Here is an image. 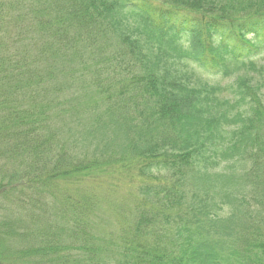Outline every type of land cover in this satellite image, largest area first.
Returning a JSON list of instances; mask_svg holds the SVG:
<instances>
[{
  "label": "trees",
  "instance_id": "trees-1",
  "mask_svg": "<svg viewBox=\"0 0 264 264\" xmlns=\"http://www.w3.org/2000/svg\"><path fill=\"white\" fill-rule=\"evenodd\" d=\"M227 2L0 0V264H98L102 186L122 264H264V0Z\"/></svg>",
  "mask_w": 264,
  "mask_h": 264
},
{
  "label": "rangeland",
  "instance_id": "rangeland-1",
  "mask_svg": "<svg viewBox=\"0 0 264 264\" xmlns=\"http://www.w3.org/2000/svg\"><path fill=\"white\" fill-rule=\"evenodd\" d=\"M225 1L227 2V0ZM227 4H229V2H227ZM1 33H2L1 35H3L4 37L16 36V35H11L10 27H6L5 31H2ZM29 37H31V35L28 34V38L25 37L26 40L25 42L24 40L23 42H18L12 48H14L13 50L17 53L18 52L20 53L21 51L23 53V50H26L27 52L25 53V55L23 53L24 55L23 58L26 60L27 63L29 62V60L37 62L38 53H37L36 45L32 43H31L32 45L29 44ZM258 59L261 63L264 62V52L258 55ZM75 65H76L75 68H77L76 70L77 72H80L82 70H87V67H84L83 64L76 63ZM90 67L92 70L94 68V65H91ZM107 81H109V77L108 75L105 74L100 77V80H97L95 82H99L101 85H107ZM75 90L76 91L74 90L71 91L70 93L72 94H70V96L68 97H75L79 100H84L85 97L94 98V99L97 97L98 89L96 88V85H94L93 76H92V85L86 80V83L83 85V87L79 85L78 88H75ZM263 96H264V90H263ZM118 189L119 192L117 191L115 194L111 195L102 186L103 199L100 198L98 201H96L97 204L92 208L94 215L92 216V218H90L89 221L90 234L93 235L95 239H97L96 241L100 245V249L96 251V254L98 255L99 258L98 264H122L123 262L120 253L121 249L119 247L120 212L118 208V203H120V196L125 194L128 189L126 187H120Z\"/></svg>",
  "mask_w": 264,
  "mask_h": 264
}]
</instances>
